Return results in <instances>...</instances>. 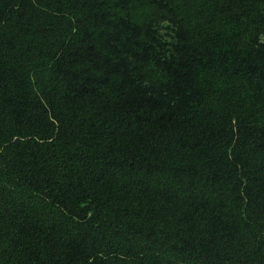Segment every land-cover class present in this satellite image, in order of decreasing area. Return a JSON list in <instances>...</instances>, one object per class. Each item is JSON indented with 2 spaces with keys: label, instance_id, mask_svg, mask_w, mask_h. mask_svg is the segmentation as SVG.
I'll list each match as a JSON object with an SVG mask.
<instances>
[{
  "label": "trees",
  "instance_id": "trees-1",
  "mask_svg": "<svg viewBox=\"0 0 264 264\" xmlns=\"http://www.w3.org/2000/svg\"><path fill=\"white\" fill-rule=\"evenodd\" d=\"M0 264H264V0H0Z\"/></svg>",
  "mask_w": 264,
  "mask_h": 264
}]
</instances>
